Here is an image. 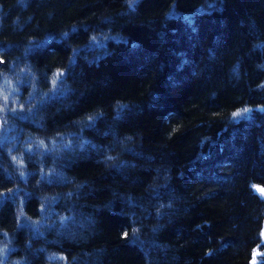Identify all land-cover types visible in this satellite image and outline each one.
Here are the masks:
<instances>
[{
  "label": "trees",
  "instance_id": "trees-1",
  "mask_svg": "<svg viewBox=\"0 0 264 264\" xmlns=\"http://www.w3.org/2000/svg\"><path fill=\"white\" fill-rule=\"evenodd\" d=\"M4 76L0 264H264V0H0Z\"/></svg>",
  "mask_w": 264,
  "mask_h": 264
},
{
  "label": "rangeland",
  "instance_id": "rangeland-1",
  "mask_svg": "<svg viewBox=\"0 0 264 264\" xmlns=\"http://www.w3.org/2000/svg\"><path fill=\"white\" fill-rule=\"evenodd\" d=\"M3 80H4V82L0 85V93H3V94L0 95V99L2 100V102L7 101V98L12 97L13 94H14L12 86H10V84H8L5 81L6 77ZM0 105H1V102H0ZM247 113H248V110L240 109V110H238V112L235 113L236 114L235 116L237 118L240 117V116H247ZM258 189H264V186L262 187V186L256 185L254 187V190L257 191L264 199V194H262L260 191H258ZM262 224H263V227H262V231L260 232V236L262 237V240L264 241V221H263Z\"/></svg>",
  "mask_w": 264,
  "mask_h": 264
},
{
  "label": "snow or ice",
  "instance_id": "snow-or-ice-1",
  "mask_svg": "<svg viewBox=\"0 0 264 264\" xmlns=\"http://www.w3.org/2000/svg\"><path fill=\"white\" fill-rule=\"evenodd\" d=\"M262 194H264V189H258Z\"/></svg>",
  "mask_w": 264,
  "mask_h": 264
}]
</instances>
